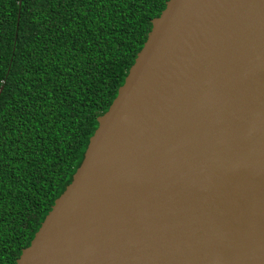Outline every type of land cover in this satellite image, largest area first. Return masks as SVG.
<instances>
[{
	"label": "water",
	"instance_id": "1",
	"mask_svg": "<svg viewBox=\"0 0 264 264\" xmlns=\"http://www.w3.org/2000/svg\"><path fill=\"white\" fill-rule=\"evenodd\" d=\"M16 264H264V0H168Z\"/></svg>",
	"mask_w": 264,
	"mask_h": 264
},
{
	"label": "trees",
	"instance_id": "2",
	"mask_svg": "<svg viewBox=\"0 0 264 264\" xmlns=\"http://www.w3.org/2000/svg\"><path fill=\"white\" fill-rule=\"evenodd\" d=\"M168 0H0V264H16Z\"/></svg>",
	"mask_w": 264,
	"mask_h": 264
}]
</instances>
